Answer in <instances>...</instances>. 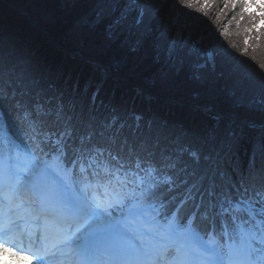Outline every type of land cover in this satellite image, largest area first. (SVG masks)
<instances>
[{
	"label": "snow or ice",
	"instance_id": "6c2138e0",
	"mask_svg": "<svg viewBox=\"0 0 264 264\" xmlns=\"http://www.w3.org/2000/svg\"><path fill=\"white\" fill-rule=\"evenodd\" d=\"M15 3L14 25L0 13V253L264 264V62L249 55L264 0ZM246 17L239 47L226 38ZM82 69L99 78L88 103L69 87ZM107 82L175 115L97 103Z\"/></svg>",
	"mask_w": 264,
	"mask_h": 264
},
{
	"label": "trees",
	"instance_id": "16d2710c",
	"mask_svg": "<svg viewBox=\"0 0 264 264\" xmlns=\"http://www.w3.org/2000/svg\"><path fill=\"white\" fill-rule=\"evenodd\" d=\"M23 11L20 7L16 6L15 0H2V3H0V13H2L4 21L6 24H15L18 19L19 15ZM236 11H240L239 8L236 9ZM232 15V10L229 9L228 13L223 16L222 20L220 21L218 28L220 31L223 30L224 24L227 23ZM214 21V16L212 17V20L209 22L212 23ZM247 23V17L245 19V23L241 24L240 29L236 28L235 22L232 23L230 31L232 33L240 32V35H232L228 38H226L229 42L236 43L239 47H242V41L244 38L243 33V27ZM201 31H204L203 26H201ZM211 34L209 33V36ZM253 36H255V33H252ZM209 37H205V39H208ZM253 44H255V41H252ZM223 53V57L230 60L231 58L228 57V53L223 52V49L220 50ZM229 51H234L232 49H229ZM249 55H255L257 62H264V37L261 39V46L258 48L255 53L249 52ZM238 63V62H237ZM77 79H79V87L81 90V97L84 103H88L89 99L93 93V91L98 86L99 78H92L91 82H89V72L87 69H82L77 73H73L72 81L69 82V87H71V84L75 82ZM87 89L85 92L84 90ZM100 100H103L106 104L107 103H113V104H121L126 103L127 106L131 108H135L137 111H145L146 114L151 115L152 112L157 113L158 115L162 117H169L175 115V108L172 105L167 104L161 99H154L151 103V105H147L142 100L135 98V93L133 88L127 89L126 92L122 93L119 90L115 91L113 94V86L111 82L105 83L101 88L99 92V97L97 100V103H99ZM149 109H151L149 111ZM3 111L8 112L7 105L4 106ZM6 123L10 125L11 131L15 132L17 131V128L15 126L16 121L15 117L9 113V115L6 117ZM240 158L242 161L246 160V155L241 152Z\"/></svg>",
	"mask_w": 264,
	"mask_h": 264
},
{
	"label": "bare ground",
	"instance_id": "6f19581e",
	"mask_svg": "<svg viewBox=\"0 0 264 264\" xmlns=\"http://www.w3.org/2000/svg\"><path fill=\"white\" fill-rule=\"evenodd\" d=\"M0 264H30L27 260L12 257L8 253H0Z\"/></svg>",
	"mask_w": 264,
	"mask_h": 264
}]
</instances>
